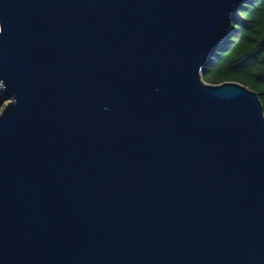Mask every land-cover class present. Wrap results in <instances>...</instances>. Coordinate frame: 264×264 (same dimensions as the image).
<instances>
[{"label": "water", "instance_id": "obj_1", "mask_svg": "<svg viewBox=\"0 0 264 264\" xmlns=\"http://www.w3.org/2000/svg\"><path fill=\"white\" fill-rule=\"evenodd\" d=\"M248 0H0V264H264V113L202 70Z\"/></svg>", "mask_w": 264, "mask_h": 264}, {"label": "trees", "instance_id": "obj_2", "mask_svg": "<svg viewBox=\"0 0 264 264\" xmlns=\"http://www.w3.org/2000/svg\"><path fill=\"white\" fill-rule=\"evenodd\" d=\"M208 84L237 82L258 95L264 113V0H248L202 70ZM6 100L0 95V110Z\"/></svg>", "mask_w": 264, "mask_h": 264}]
</instances>
